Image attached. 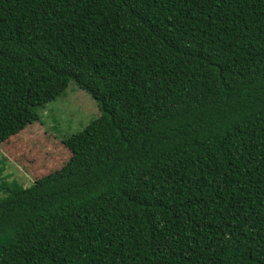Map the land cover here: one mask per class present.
I'll return each mask as SVG.
<instances>
[{
  "label": "trees",
  "instance_id": "16d2710c",
  "mask_svg": "<svg viewBox=\"0 0 264 264\" xmlns=\"http://www.w3.org/2000/svg\"><path fill=\"white\" fill-rule=\"evenodd\" d=\"M70 157L0 185V264H264V0H0V143L69 86Z\"/></svg>",
  "mask_w": 264,
  "mask_h": 264
},
{
  "label": "rangeland",
  "instance_id": "374dc122",
  "mask_svg": "<svg viewBox=\"0 0 264 264\" xmlns=\"http://www.w3.org/2000/svg\"><path fill=\"white\" fill-rule=\"evenodd\" d=\"M40 115V120L0 143V185L13 179L29 185L60 167L70 157L61 138L97 116L98 103L73 84L64 96L48 102Z\"/></svg>",
  "mask_w": 264,
  "mask_h": 264
}]
</instances>
